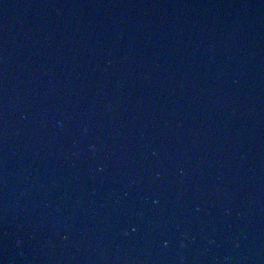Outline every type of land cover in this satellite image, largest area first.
Instances as JSON below:
<instances>
[{"label":"water","instance_id":"95a60500","mask_svg":"<svg viewBox=\"0 0 264 264\" xmlns=\"http://www.w3.org/2000/svg\"><path fill=\"white\" fill-rule=\"evenodd\" d=\"M0 264H264V0H0Z\"/></svg>","mask_w":264,"mask_h":264}]
</instances>
